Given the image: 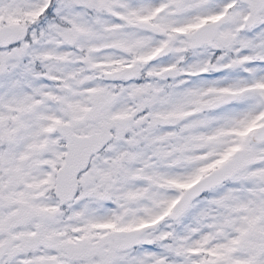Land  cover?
I'll return each instance as SVG.
<instances>
[{"label": "snow or ice", "instance_id": "obj_1", "mask_svg": "<svg viewBox=\"0 0 264 264\" xmlns=\"http://www.w3.org/2000/svg\"><path fill=\"white\" fill-rule=\"evenodd\" d=\"M0 264H264V0H0Z\"/></svg>", "mask_w": 264, "mask_h": 264}]
</instances>
